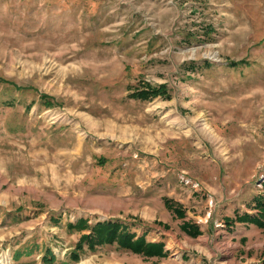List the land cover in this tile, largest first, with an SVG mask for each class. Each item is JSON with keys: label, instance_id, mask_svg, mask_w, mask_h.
I'll return each instance as SVG.
<instances>
[{"label": "rangeland", "instance_id": "1", "mask_svg": "<svg viewBox=\"0 0 264 264\" xmlns=\"http://www.w3.org/2000/svg\"><path fill=\"white\" fill-rule=\"evenodd\" d=\"M263 184L264 0H0V264H264Z\"/></svg>", "mask_w": 264, "mask_h": 264}, {"label": "trees", "instance_id": "2", "mask_svg": "<svg viewBox=\"0 0 264 264\" xmlns=\"http://www.w3.org/2000/svg\"><path fill=\"white\" fill-rule=\"evenodd\" d=\"M159 96L169 97L165 85L157 87L150 85L148 87H137L128 95L131 99L141 101H149ZM41 99L46 103L45 105L48 108L53 106L50 98L46 95H42ZM251 209L254 212L237 216V221L255 224L260 228H264V184L263 192L253 197ZM177 214L178 216H183V213L179 210H177ZM68 226L77 231H90L89 234H84L81 237L77 244V252L72 253V258L75 262L78 261L80 256L78 251H83L85 244L92 250L96 249L98 246L117 245L120 249L147 257L164 255V245L162 243H149L145 236L142 235L137 237V234L132 233L128 228L125 229V227L119 223L98 222L92 226L89 225L88 220L81 218L76 223H69ZM183 230L190 236H197L199 234L198 226L195 224L186 223L183 225ZM32 253L33 250L28 249L23 252L17 251L15 252L14 260H19L21 256H29ZM55 260L50 250L46 251L43 258L45 264H54Z\"/></svg>", "mask_w": 264, "mask_h": 264}, {"label": "crops", "instance_id": "3", "mask_svg": "<svg viewBox=\"0 0 264 264\" xmlns=\"http://www.w3.org/2000/svg\"><path fill=\"white\" fill-rule=\"evenodd\" d=\"M239 235H245V234H242V232H239ZM240 237V236H239ZM241 238V237H240ZM163 262H165V263H163V264H174V262H171V260H166V261H163ZM190 263V262H189ZM189 263H187V262H182V263H180V264H189Z\"/></svg>", "mask_w": 264, "mask_h": 264}]
</instances>
